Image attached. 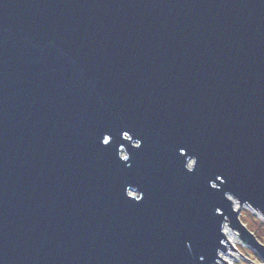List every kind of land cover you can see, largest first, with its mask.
<instances>
[{
    "label": "water",
    "instance_id": "water-1",
    "mask_svg": "<svg viewBox=\"0 0 264 264\" xmlns=\"http://www.w3.org/2000/svg\"><path fill=\"white\" fill-rule=\"evenodd\" d=\"M234 202L264 220V0H0V264L264 259Z\"/></svg>",
    "mask_w": 264,
    "mask_h": 264
},
{
    "label": "rangeland",
    "instance_id": "rangeland-1",
    "mask_svg": "<svg viewBox=\"0 0 264 264\" xmlns=\"http://www.w3.org/2000/svg\"><path fill=\"white\" fill-rule=\"evenodd\" d=\"M237 204V203H236ZM239 206V205H238ZM239 218L244 226L256 236L259 241L264 245V220L260 214L255 213L249 206H240L239 208ZM229 230L233 231L229 226L226 225ZM235 232V246H232L235 250L230 248L232 256H226L221 254V257L227 259L229 264H264V259L256 253L253 248H250L247 244L245 245L240 237H238V232ZM242 255H240V254ZM220 264V263H219Z\"/></svg>",
    "mask_w": 264,
    "mask_h": 264
},
{
    "label": "bare ground",
    "instance_id": "bare-ground-1",
    "mask_svg": "<svg viewBox=\"0 0 264 264\" xmlns=\"http://www.w3.org/2000/svg\"><path fill=\"white\" fill-rule=\"evenodd\" d=\"M233 204H234V208L235 209H238L240 207V206H238V204H236V202H234ZM224 234H225V237L227 238L228 242L230 243V245L231 246H235V238H236L235 237L236 236L235 235V232L229 230L228 227H226V225H224ZM226 248H227V250H226L225 257L226 256H229L230 257L231 252H230L229 245ZM221 259L224 260V261H226L228 263L227 259H224V257H221ZM226 262L225 263L224 262H220V264H227Z\"/></svg>",
    "mask_w": 264,
    "mask_h": 264
},
{
    "label": "snow or ice",
    "instance_id": "snow-or-ice-1",
    "mask_svg": "<svg viewBox=\"0 0 264 264\" xmlns=\"http://www.w3.org/2000/svg\"><path fill=\"white\" fill-rule=\"evenodd\" d=\"M130 130H131V129H130ZM124 135H125V136H128V131H125V132H124ZM101 136L103 137V141H104L105 144H108L109 141H110L111 138H112L111 136H104V130L101 131ZM137 147H139V145H138ZM128 159H129L128 157H123V160H124V161H127Z\"/></svg>",
    "mask_w": 264,
    "mask_h": 264
}]
</instances>
